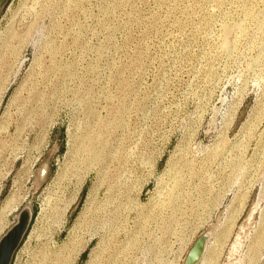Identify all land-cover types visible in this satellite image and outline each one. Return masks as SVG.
<instances>
[{"label": "rangeland", "instance_id": "rangeland-1", "mask_svg": "<svg viewBox=\"0 0 264 264\" xmlns=\"http://www.w3.org/2000/svg\"><path fill=\"white\" fill-rule=\"evenodd\" d=\"M24 207L11 264H183L212 228L199 264H264V0H5L0 238Z\"/></svg>", "mask_w": 264, "mask_h": 264}, {"label": "water", "instance_id": "water-1", "mask_svg": "<svg viewBox=\"0 0 264 264\" xmlns=\"http://www.w3.org/2000/svg\"><path fill=\"white\" fill-rule=\"evenodd\" d=\"M5 0H0V6ZM40 180L46 173L45 167L40 170ZM32 220V213L28 207H24L17 215L15 224L9 228L0 238V264H11L14 253L19 248ZM213 229V228H212ZM212 229L201 234L187 252L183 264H198L212 235Z\"/></svg>", "mask_w": 264, "mask_h": 264}, {"label": "bare ground", "instance_id": "bare-ground-1", "mask_svg": "<svg viewBox=\"0 0 264 264\" xmlns=\"http://www.w3.org/2000/svg\"><path fill=\"white\" fill-rule=\"evenodd\" d=\"M13 200H14V199H12V200H9V199H8L9 202H6V205H7V206H5V208L8 207L9 205L15 203ZM9 207H11V206H9ZM6 209H7V208H6ZM206 245H207V244H206ZM205 250H206V247H205ZM205 250H204V252H205ZM203 254H204V253H203ZM202 256H203V255H202ZM202 259H203V258L201 257L199 263L201 262ZM199 263H198V264H199Z\"/></svg>", "mask_w": 264, "mask_h": 264}]
</instances>
